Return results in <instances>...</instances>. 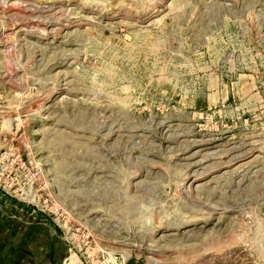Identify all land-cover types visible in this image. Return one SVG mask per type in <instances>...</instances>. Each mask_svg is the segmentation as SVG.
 Masks as SVG:
<instances>
[{"label": "rangeland", "instance_id": "obj_1", "mask_svg": "<svg viewBox=\"0 0 264 264\" xmlns=\"http://www.w3.org/2000/svg\"><path fill=\"white\" fill-rule=\"evenodd\" d=\"M0 189L67 262L264 264V0H0Z\"/></svg>", "mask_w": 264, "mask_h": 264}, {"label": "crops", "instance_id": "obj_2", "mask_svg": "<svg viewBox=\"0 0 264 264\" xmlns=\"http://www.w3.org/2000/svg\"><path fill=\"white\" fill-rule=\"evenodd\" d=\"M22 214L19 208L9 206L7 194L0 189V264H81L73 259L67 262L51 229L46 231L44 252L39 253L28 246L30 242L24 235Z\"/></svg>", "mask_w": 264, "mask_h": 264}]
</instances>
